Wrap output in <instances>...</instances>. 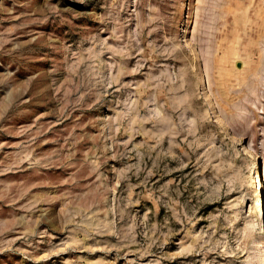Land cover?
Returning <instances> with one entry per match:
<instances>
[{
    "label": "rangeland",
    "instance_id": "1",
    "mask_svg": "<svg viewBox=\"0 0 264 264\" xmlns=\"http://www.w3.org/2000/svg\"><path fill=\"white\" fill-rule=\"evenodd\" d=\"M0 264H264V0H0Z\"/></svg>",
    "mask_w": 264,
    "mask_h": 264
},
{
    "label": "bare ground",
    "instance_id": "2",
    "mask_svg": "<svg viewBox=\"0 0 264 264\" xmlns=\"http://www.w3.org/2000/svg\"><path fill=\"white\" fill-rule=\"evenodd\" d=\"M249 147H250V146H249ZM247 149H248V148H247ZM250 150H251V149H250ZM251 161H252V160H251ZM249 165H250V164H249ZM247 168H248V166H247ZM247 168H246V169H247ZM248 171H249V170H248ZM258 186H259V185H258ZM258 205H259V204H258ZM261 238H262V237H261Z\"/></svg>",
    "mask_w": 264,
    "mask_h": 264
}]
</instances>
